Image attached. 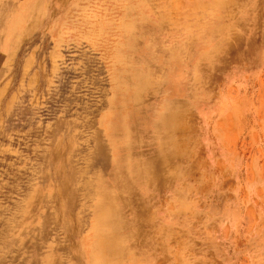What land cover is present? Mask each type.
I'll use <instances>...</instances> for the list:
<instances>
[{
    "label": "rangeland",
    "instance_id": "374dc122",
    "mask_svg": "<svg viewBox=\"0 0 264 264\" xmlns=\"http://www.w3.org/2000/svg\"><path fill=\"white\" fill-rule=\"evenodd\" d=\"M25 14L0 18V264H264V0Z\"/></svg>",
    "mask_w": 264,
    "mask_h": 264
},
{
    "label": "crops",
    "instance_id": "0c3cea01",
    "mask_svg": "<svg viewBox=\"0 0 264 264\" xmlns=\"http://www.w3.org/2000/svg\"><path fill=\"white\" fill-rule=\"evenodd\" d=\"M68 0H0V18L3 14H7V18L11 20V15L14 11L26 10L25 21L30 18V14L34 11L45 9L48 5L53 4L54 2L65 3ZM9 15V16H8ZM23 28V27H22ZM21 28V29H22ZM20 32L14 31L8 35L9 39L7 44H14L17 42V38L20 35ZM17 34V36L15 35ZM0 41V43H4Z\"/></svg>",
    "mask_w": 264,
    "mask_h": 264
},
{
    "label": "bare ground",
    "instance_id": "6f19581e",
    "mask_svg": "<svg viewBox=\"0 0 264 264\" xmlns=\"http://www.w3.org/2000/svg\"><path fill=\"white\" fill-rule=\"evenodd\" d=\"M76 17V16H75ZM18 22V21H17ZM16 24V23H15ZM98 35V34H97ZM87 39V38H86ZM83 45V44H82ZM83 52V51H82ZM147 89V88H146ZM145 91V90H144ZM173 108L169 112V114L166 117H160L159 123L161 125H164L168 132L173 133L176 131V117H177V111ZM104 127V126H103ZM160 127V125L157 127V129ZM75 128V127H74ZM163 129V128H162ZM177 132V131H176Z\"/></svg>",
    "mask_w": 264,
    "mask_h": 264
}]
</instances>
